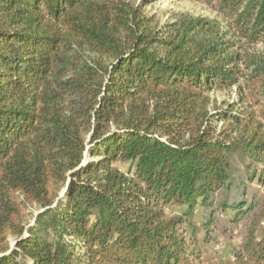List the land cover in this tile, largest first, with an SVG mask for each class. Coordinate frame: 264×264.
<instances>
[{
	"label": "trees",
	"instance_id": "16d2710c",
	"mask_svg": "<svg viewBox=\"0 0 264 264\" xmlns=\"http://www.w3.org/2000/svg\"><path fill=\"white\" fill-rule=\"evenodd\" d=\"M148 1L0 0V264H264V0Z\"/></svg>",
	"mask_w": 264,
	"mask_h": 264
},
{
	"label": "rangeland",
	"instance_id": "374dc122",
	"mask_svg": "<svg viewBox=\"0 0 264 264\" xmlns=\"http://www.w3.org/2000/svg\"><path fill=\"white\" fill-rule=\"evenodd\" d=\"M136 1L142 2V0ZM145 9L148 13L154 15L156 17V21L160 23L166 22L174 13L189 12L194 15H215L207 8L205 4L196 0L148 1ZM211 97V109L214 113L218 110L226 109L228 103L234 102H236V111L243 109L244 107H248L250 110H256V107L251 106L250 104L247 106H242L237 96L236 87L231 90L213 91L211 93ZM258 118L264 123V119L261 116ZM219 127H221V124ZM257 187H259L261 193L264 194V185ZM204 216L205 214L203 209L199 207L196 214V221L198 223H202ZM225 223V220L222 218L218 224H214L209 240L207 242L204 241L201 243L203 260L211 262L220 260H233V252L239 249L241 243L243 242L244 230L240 226L239 228H234L231 231H225L223 228ZM201 237H204V234H202Z\"/></svg>",
	"mask_w": 264,
	"mask_h": 264
}]
</instances>
